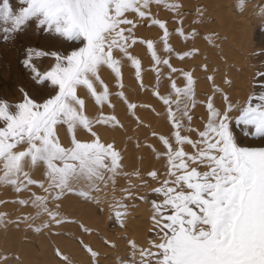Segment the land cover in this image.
<instances>
[{
    "label": "snow or ice",
    "instance_id": "obj_1",
    "mask_svg": "<svg viewBox=\"0 0 264 264\" xmlns=\"http://www.w3.org/2000/svg\"><path fill=\"white\" fill-rule=\"evenodd\" d=\"M236 8L243 14L246 0ZM205 11H186L185 0L0 2L5 43L40 29L60 45H24L19 63L31 87L20 86L18 99L0 97V188L12 197L0 208L15 206L0 211V228L60 236L74 227L88 264H264V72L240 100L230 80L217 83L206 56L193 63L198 41L218 46L215 33L201 31ZM109 131L124 141L105 140ZM130 145L140 153L131 168ZM146 158L154 166L143 168ZM73 202L115 222L125 233L122 254L109 258L81 238L117 249L71 212ZM139 204L150 211L143 242L127 235ZM53 251L57 264H76ZM0 264L23 262L0 251Z\"/></svg>",
    "mask_w": 264,
    "mask_h": 264
},
{
    "label": "rangeland",
    "instance_id": "obj_2",
    "mask_svg": "<svg viewBox=\"0 0 264 264\" xmlns=\"http://www.w3.org/2000/svg\"><path fill=\"white\" fill-rule=\"evenodd\" d=\"M0 2H2V0H0ZM10 2L13 5L16 4V0H10ZM235 11L236 12L240 11V12L239 13L237 12L238 13L237 14ZM235 11L233 10V12H232L234 15H236V14L238 15L236 17L235 22L237 21L236 23H238V25L239 24L240 25L238 26L239 29L236 30L234 36L232 37L233 40L231 38H229V39L225 38L224 40H222L219 43L215 42V44L218 46L212 47V48H218L220 46V44L229 42L230 48L233 51L235 50L234 51L235 53L234 52H232V53H233V57L235 56L236 60H234V58H232V54H231V56H229L227 58V60L229 59L230 61H225V62L228 64L229 67H231V68L233 67L232 69H235L237 67V70H239V72H241L240 77L244 80L246 79L245 80L246 85L241 86V87H243L242 90L240 87V89H237L236 91L233 92V94H235L237 97L240 94L245 93V98H246L248 93L252 90L251 84L253 82V78H254L255 74L257 72H264V18H261V14L264 13V0H261L260 3L247 6V10L244 11L243 14H241L240 9L238 10L236 8ZM246 15H248V16H246ZM246 20H248V21H246ZM247 24L250 26V28L248 27ZM244 25H246V27ZM242 29L248 30V32L246 33L245 36H244L245 31L243 30V33H242ZM241 34H243V36ZM240 38L244 39V40H241ZM24 45H32V46L40 47L43 49H49V48L54 49V48L60 47V45L57 43V41L52 39L47 34L43 33L40 29H36L34 32L30 31L27 35L20 36L15 43H5L4 33L2 31H0V97H5V98H8L10 100L18 99L19 94H18L17 89L20 86L31 87V83H30L28 74L23 69L22 65L19 63V59H20V55H21V49ZM240 58L244 59V60L241 61ZM231 60L234 61L235 63H232ZM239 60H240V62H239ZM50 63H51V60L45 58L42 62H38V67L43 71L49 66ZM239 67L242 71H240ZM236 99H239V98H236ZM236 131H237V133L242 134V126H238L236 128ZM138 154L140 155V153H135L133 155L134 159H135L136 155L139 156ZM137 166H139L138 161H137ZM150 166H154V161L146 158L144 163H143V168L148 169ZM132 182L137 183V181L134 179ZM120 184H121V186H124V185H126V181L122 180V181H120ZM101 196H103V193H101ZM137 203H139V202H137ZM92 207L94 208L95 206H92ZM71 212L74 214L73 210H71ZM95 212L97 214H95ZM93 213L95 214L94 218L96 217L95 221L100 220L99 222L101 223L102 227L101 228L96 227L95 224L92 225V223H88V226L91 228H95V230L100 233V237H106L107 236V238H109V239H115L116 242L118 243L117 244L118 250L116 249L115 251H113V250L105 249V247L103 246L102 240L95 235H93L90 238V240H91L90 243L93 246L96 245L101 250L105 251L106 255L109 258H111L113 256L118 257L120 254L123 253V250L125 248V245L120 240V237L125 235L124 232H122L119 229V227L115 224L114 221H110L108 219V216L106 213H101L98 208L96 209V207H95V209H93ZM77 214H74V215H77V217L79 219L83 220L82 213L79 212ZM149 218H150V211H149L148 205L139 204L138 209H136L135 211L132 212V215L127 222L128 223L127 224V228H128L127 235H129L130 237H133V238L137 237L136 239H138L140 242H143L144 238L142 239L141 237H139L140 235L135 233L137 231H135L136 229H133V228L139 227L141 225L145 229L144 237H146L149 234V231H148L149 227H150V219ZM138 221H139V223H138ZM144 221H145V223H144ZM129 224H131V225H129ZM137 225H139V226H137ZM102 228H104V230ZM130 228H131V230H130ZM71 229H72L73 233L71 232V230H70V232H69V230H64V233L69 237H75V235L77 234V232H76L77 229L76 228L74 229V227ZM56 231H61V230L56 229ZM101 231H102V233H101ZM118 233H119V236H118ZM72 234H74V235H72ZM110 235H112V236L110 237ZM119 240H120V242H119ZM99 241H100V243H99ZM53 243H55V241H52V244H51L50 240H48V242H46L47 248L50 249L51 251H52V247H54V248L57 247V246H55L56 243L55 244H53ZM97 243H99V244H97ZM50 244H51V246H50ZM98 247H96V248H98ZM78 252H81V254L79 255V253H74L75 256L74 255L71 256L72 259L74 261H76V259H77L76 264H79L78 262H80V259L86 260V257H87V260L85 262V264H86L88 259H89L88 255L86 254L85 251H83V249L81 251L79 250ZM82 257H84V258H82ZM112 263L114 264V262L111 259H109L108 264H112Z\"/></svg>",
    "mask_w": 264,
    "mask_h": 264
},
{
    "label": "bare ground",
    "instance_id": "obj_3",
    "mask_svg": "<svg viewBox=\"0 0 264 264\" xmlns=\"http://www.w3.org/2000/svg\"><path fill=\"white\" fill-rule=\"evenodd\" d=\"M260 1L261 0H246L247 6L260 3ZM234 3H235V0H185V10L186 11H193L195 9V7H197V6L203 7L206 10L205 11V17L207 19V23L201 29V31L204 32L205 34L215 33L216 36L218 37V39H216L215 42L219 43L222 40H224L225 38L226 39H229V38L232 39L236 30L239 29L238 26L240 24L238 25V23H236L237 21L235 22V20H236V17L238 16L237 14L240 11H237L238 12L237 13L235 11L236 10L235 9L234 11L237 14L234 15L232 13L233 12L232 8H233ZM237 9L239 10V8H237ZM246 16H248V15H246ZM246 21H248V20H246ZM244 26L246 27V25H244ZM248 27L250 28L249 25H248ZM243 30L245 31V33H244V36H245L246 33L248 32V30L242 29V33H243ZM241 35L243 36V34H241ZM241 40H244V39H241ZM196 46L200 49V57L198 59H196L195 61H193V63H195V64L204 63L205 61L203 60V57L206 56L210 71H211V68L213 66L219 69V72L216 75L217 83L218 84L222 83V80L224 78H227L228 80L231 81V86L228 87V91H229L231 97L233 99L239 98L240 100H244V98H245L244 92H243L244 94H240L238 97L235 94H233V92L236 91L237 89H240V87L242 85H246V81H245L246 79L244 80L240 77L241 72H239V70H237V67L235 68L236 70L232 69L233 67L232 68L229 67L228 64L225 62V61H230L229 59L227 60V58L229 56H231V54H232V58H234V60H236L235 56L233 57V53H232L235 50L233 51L230 48L229 42L220 44V46L218 48H212L213 46H210L206 41L200 40L197 42ZM243 60L244 59H241V61H243ZM239 62H240V60H239ZM232 63H235V62L232 61ZM239 69H240V67H239ZM240 71H242V70L240 69ZM197 75L201 76V77L203 76V74L200 72H198ZM242 88L243 87H241V90H242ZM206 89H207V83H206V81L201 79L198 90H206ZM142 115H143L145 121L152 119V117L150 115L143 114V113H142ZM129 127H131V126H129ZM128 135H135V133H133L132 131H129ZM113 137L116 138L118 143H122L125 139V136L119 131H116V132L109 131V132L103 133V138L105 140L110 141ZM135 153L136 152L133 151V147L130 145L129 146V152H128V159L125 161V163L128 165L129 168H131L133 166V164L137 165V161L134 159V156H133ZM136 157H137V155H136ZM11 198L12 197H11L10 193L6 192L5 189L0 188V199H11ZM14 207L15 206H13V205H9L6 209L0 208V211L13 212ZM93 209H95V207L93 208L92 206H90L88 204H76L75 202H73V207L71 208V210L74 211V214H77L79 212L82 213L83 220L85 221L86 224L92 223V225L95 224L96 227L101 228L102 226H101V223L99 222L100 220L95 221L96 217L94 218V215L97 213L95 212V214H94ZM18 215H20V213L17 211L11 216V219L15 220L16 216H18ZM138 223H139V221H138ZM144 223H145V221H144ZM129 225H131V224H129ZM137 226H139V225H137ZM93 229H95V228H93ZM102 229L104 230V228H102ZM133 229H136L135 231H137V232H135V233L140 235L139 237H141L142 239L144 238L145 229L141 225L139 227H136V228L134 227ZM70 230L72 232V229H70ZM70 230H69V232H70ZM130 230H131V228H130ZM53 231H56V229H54ZM101 233H102V231H101ZM72 235H74V234H72ZM111 236L112 235H110V237ZM118 236H119V233H118ZM91 237L92 236L81 237V238H84L87 243H90ZM48 240L51 241V244H52V241H55V243H56L55 246L59 247L63 252L67 253L70 256H73L74 253H79V255L81 254V252H78L79 250L81 251L82 248L78 243L77 234L75 235V237L67 236L64 233V231H63V235H60V236L50 235L48 232H44L42 234H37L33 231L27 230L26 225L22 224L19 226V228H17L14 224H11V223L8 224L6 228H0V251L18 255L21 258L23 264H57L58 258H56L54 256V251H53L54 247H52V251L47 248L46 242H48ZM119 242H120V240H119ZM55 243H53V244H55ZM99 243H100V241H99ZM99 243H97V244H99ZM51 244H50V246H51ZM94 246L98 247L96 245H94ZM82 258H84V257H82ZM86 260H87V257H86ZM86 260L80 259V262H78V263L79 264H83V263L85 264ZM75 262H77V259ZM87 263H88V261H87Z\"/></svg>",
    "mask_w": 264,
    "mask_h": 264
}]
</instances>
